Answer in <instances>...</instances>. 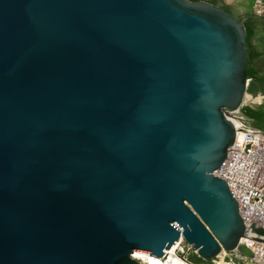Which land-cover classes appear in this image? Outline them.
Returning a JSON list of instances; mask_svg holds the SVG:
<instances>
[{
	"label": "water",
	"instance_id": "1",
	"mask_svg": "<svg viewBox=\"0 0 264 264\" xmlns=\"http://www.w3.org/2000/svg\"><path fill=\"white\" fill-rule=\"evenodd\" d=\"M247 70L207 0H0V264H139L180 233L254 259L212 173Z\"/></svg>",
	"mask_w": 264,
	"mask_h": 264
},
{
	"label": "built area",
	"instance_id": "2",
	"mask_svg": "<svg viewBox=\"0 0 264 264\" xmlns=\"http://www.w3.org/2000/svg\"><path fill=\"white\" fill-rule=\"evenodd\" d=\"M253 5L256 14L264 15V0H253ZM212 173L227 182L248 229L247 235L241 239L253 252V260L264 264V131L236 123V135L228 154ZM251 226L253 229H250ZM191 250V245L180 233L162 256L134 252L130 256L139 264H155L151 257L158 259L160 264H198L188 260L186 254ZM230 252L223 250L222 261L217 264H235L231 257L223 261ZM238 255L244 257L239 253Z\"/></svg>",
	"mask_w": 264,
	"mask_h": 264
},
{
	"label": "rangeland",
	"instance_id": "3",
	"mask_svg": "<svg viewBox=\"0 0 264 264\" xmlns=\"http://www.w3.org/2000/svg\"><path fill=\"white\" fill-rule=\"evenodd\" d=\"M225 1L230 7H232L237 19L244 22L248 17H253L257 21L258 34L254 40V44L260 50L264 51V15L256 14L251 0ZM260 71L264 76V66L260 68ZM250 83L252 82L250 81ZM254 89L257 91L256 95L249 93L248 88L247 93L251 94L252 96L261 95V100L257 102L251 101L250 99L245 100V103L237 112V117H232V119L240 126H251L252 128L264 131V82L256 81ZM253 117L255 118L254 120H252ZM186 256L188 260L198 264H217L218 262L222 261V256L204 259L193 250L189 251ZM229 257L235 261V264H259L253 259L240 257V255L234 251L226 254L223 261L229 260Z\"/></svg>",
	"mask_w": 264,
	"mask_h": 264
},
{
	"label": "trees",
	"instance_id": "4",
	"mask_svg": "<svg viewBox=\"0 0 264 264\" xmlns=\"http://www.w3.org/2000/svg\"><path fill=\"white\" fill-rule=\"evenodd\" d=\"M230 7L228 4L224 6V10ZM226 11V10H225ZM246 30V42L248 46V70L247 76L251 78V82L248 87V92L256 95L257 91L254 89L256 81L264 82V76L260 71V68L264 66V51L258 50L254 45V40L258 34L257 21L253 17H248L244 22ZM261 62L258 67L253 66V62ZM255 118L253 117L252 120Z\"/></svg>",
	"mask_w": 264,
	"mask_h": 264
},
{
	"label": "flooded vegetation",
	"instance_id": "5",
	"mask_svg": "<svg viewBox=\"0 0 264 264\" xmlns=\"http://www.w3.org/2000/svg\"><path fill=\"white\" fill-rule=\"evenodd\" d=\"M193 1H199V0H193ZM213 4H220L223 9H224V6L227 5V2L225 0H207ZM229 14H231L233 17H236L235 16V12L233 11L232 7H227L225 9ZM235 117H237V114L235 115Z\"/></svg>",
	"mask_w": 264,
	"mask_h": 264
},
{
	"label": "bare ground",
	"instance_id": "6",
	"mask_svg": "<svg viewBox=\"0 0 264 264\" xmlns=\"http://www.w3.org/2000/svg\"><path fill=\"white\" fill-rule=\"evenodd\" d=\"M261 98H262L261 95L252 96L251 94H246V96H245V100L250 99L251 101H254V102L260 101ZM172 249H173V247H172ZM221 254H222V253H219L218 255L221 256ZM151 258H152V261H153L155 264H160V263H159L160 261H159L158 259H156L155 257H151Z\"/></svg>",
	"mask_w": 264,
	"mask_h": 264
},
{
	"label": "crops",
	"instance_id": "7",
	"mask_svg": "<svg viewBox=\"0 0 264 264\" xmlns=\"http://www.w3.org/2000/svg\"><path fill=\"white\" fill-rule=\"evenodd\" d=\"M251 2L253 3V0H251ZM255 45V44H254ZM256 46V45H255ZM256 48L258 49V50H260L257 46H256ZM263 59H264V57H263ZM261 62H253V66L254 67H258V65L260 64ZM263 75V74H262Z\"/></svg>",
	"mask_w": 264,
	"mask_h": 264
}]
</instances>
